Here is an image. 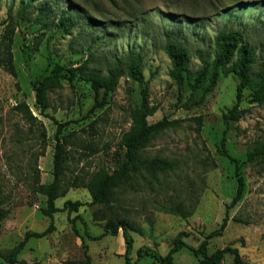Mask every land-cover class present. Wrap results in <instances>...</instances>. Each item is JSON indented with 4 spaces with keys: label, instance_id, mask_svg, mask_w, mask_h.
Segmentation results:
<instances>
[{
    "label": "rangeland",
    "instance_id": "1",
    "mask_svg": "<svg viewBox=\"0 0 264 264\" xmlns=\"http://www.w3.org/2000/svg\"><path fill=\"white\" fill-rule=\"evenodd\" d=\"M80 9L96 22L84 18ZM69 10L74 19L67 16ZM9 21L15 28L10 49L14 71L0 68L1 253L9 254L27 231L43 232L52 222L43 215V189L54 181L58 136L66 148L62 186L67 193L56 206L63 209L67 201L82 206L78 213L54 214L52 233L31 238L19 261L86 264L88 255L91 264H125L123 230L117 236H102L106 225L118 220L130 223L133 260L141 247L166 256L183 233L187 245L197 248L220 229L226 205L236 194V161L244 192L240 204L229 210L225 230L209 241V252L232 246L245 262L264 264V156L248 158L251 149L264 142V104L253 102L252 91L246 89L238 120L226 122L224 114L236 103L239 81L234 72L222 73L215 90L198 106L187 81L178 87L172 79L165 52L167 42L186 45L194 77L216 57L215 37L221 31L239 30L253 50L252 76L257 77L264 63V0H0V42ZM61 21L70 32L59 27ZM131 51L143 57L141 77L148 83L151 105L157 107L148 122H176L143 156L166 158L176 166L157 174L149 185L134 181L131 187H121L105 207L94 203L90 191L77 183L88 184L122 161L121 141L133 126V109L141 104L139 86L125 75L105 98L102 90L96 93L79 76L70 80L68 70L87 63L88 72L105 77L113 61ZM56 65L64 70L49 90V108L41 112L35 86ZM197 117L202 118L200 132ZM177 206L191 214L169 212ZM78 215L91 237L80 219L71 223ZM0 264L8 263L0 259ZM137 264L159 263L145 258ZM174 264L199 262L183 248ZM223 264H233V257L227 255Z\"/></svg>",
    "mask_w": 264,
    "mask_h": 264
},
{
    "label": "trees",
    "instance_id": "2",
    "mask_svg": "<svg viewBox=\"0 0 264 264\" xmlns=\"http://www.w3.org/2000/svg\"><path fill=\"white\" fill-rule=\"evenodd\" d=\"M236 1V0H234ZM33 4V3H32ZM31 4V5H32ZM81 10V9H80ZM81 15L89 19L91 23H95L96 19L92 18L86 12L80 11ZM69 18L74 19L69 10L67 13ZM9 21L6 32L0 42V68H6L11 73L14 71L12 62L11 45L13 42L12 35L14 34V26ZM59 27H65L67 32H70V27L63 21L59 22ZM215 46L218 53L211 63H205L199 71L192 76L189 70V61L191 52L189 48L179 42H167L165 45V52L172 63L171 77L178 87H181L187 81L191 89V98L196 105H202L205 99L215 90L217 83L220 80L222 73H228L232 70L238 78V86L236 90V103L232 109L224 114L226 122L238 120L239 108L242 102L243 93L246 89L252 91V101L258 104H264V63L260 68L257 77L252 76V69L255 65L253 50L245 43L243 32L239 30L221 31L215 37ZM3 49V52H2ZM123 61L126 65L123 66ZM234 62V63H233ZM229 67L231 69H229ZM144 68L143 57L138 52L131 51L124 58L116 59L113 61L112 66L107 70V75L102 76L101 73L88 72L87 63L78 68L68 70L71 80L79 76L82 80L91 84V88L99 93L103 91V96L108 97L116 88H118L119 80L123 76H127L132 82L139 86L141 95V104L132 111L133 126L130 131L124 134L121 141V148L125 150L122 161L118 164L114 171L109 172L106 170L101 171L96 177H93L90 183H77L81 188H87L94 203L102 204L109 207L115 198L116 192L121 187H131L132 183L140 182L141 184L149 185L152 183L154 177L159 173L171 171L176 166L174 162L166 158H149L144 157L143 153L151 143L165 130L176 126L175 121L163 119L156 123L150 124L148 118L153 116L157 107L151 105L149 101V86L141 77ZM62 70L59 65H56L51 75L42 79L36 86V101L41 112H45L49 108L48 93L55 85L58 84ZM193 78V82H192ZM22 108V107H21ZM29 120H36L35 117L30 116ZM198 123L197 131L200 132L202 127V118L197 117ZM60 134V130H58ZM56 148L54 154V181L43 189L44 195L47 197L46 208L43 210V215L49 217L52 222L50 226L43 232L27 231L22 241H20L9 254L0 252V259L8 264H28L26 261L18 260V255L25 249L27 243L31 238H44L52 233L54 229L53 216L54 214L66 210L68 214L78 213L82 204L79 201H67L63 209L56 206V202L67 193V189H63L62 177L65 172V143L60 137H56ZM221 146L225 147V137L221 140ZM223 154H226L223 151ZM264 156V142L257 144L248 153V158L253 161L255 158ZM235 178L237 180L236 194L231 200L230 204L226 205V215L221 223L220 229L208 234L197 248L187 245L184 240V233L177 238L166 256H162L157 250L150 247L139 248L135 255L136 260H133V247L134 239L129 232V221L118 220L109 222L106 225V230L102 236L113 235L117 236L119 230H123V238L126 244V251L124 254L125 264H137L145 258H151L159 264H174L175 255L183 248H187L198 257L199 264H223L225 257L230 255L233 257V264H249L245 262L240 254L238 248L227 246L223 249H218L215 252H209V241L220 236L222 231L225 230L229 221V210L240 204L241 197L245 188V180L240 175V165L235 161ZM169 212L179 214L183 217L190 215L186 213L181 207H173ZM80 219L85 226L87 236L91 237L87 229L86 222L81 215L71 219L74 225L75 220ZM100 238V237H99ZM86 264H91V258L87 255ZM32 264H41L35 261Z\"/></svg>",
    "mask_w": 264,
    "mask_h": 264
}]
</instances>
